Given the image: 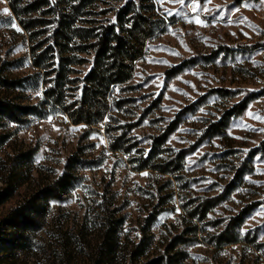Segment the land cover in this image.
<instances>
[{"label":"rangeland","instance_id":"374dc122","mask_svg":"<svg viewBox=\"0 0 264 264\" xmlns=\"http://www.w3.org/2000/svg\"><path fill=\"white\" fill-rule=\"evenodd\" d=\"M108 27L121 31L130 41L128 51L137 55L126 58L123 67H118V50L96 58ZM4 60L9 61L5 73L28 79L19 99L41 112L0 127L9 135L0 163L34 151L32 169L20 167L22 184L0 207V218L61 173L73 154L78 176L71 191L40 216L47 241L39 238L43 245L30 253L18 251L13 260L0 258V264H118V257L98 261L96 253L100 221L111 210L124 218L125 247L138 241L154 212L152 252L163 248L168 234L197 223V235L188 234L191 240L177 246L189 253L182 264L251 260L247 242L217 247L207 237L255 203L239 232L264 241L262 0H0V66ZM118 72L127 75L119 82ZM218 87L229 90L227 95L214 91ZM247 95L254 97L222 133L206 134L213 121ZM70 111L87 115L92 123H75ZM180 114L164 144L168 157L187 150L179 171L138 170L137 157ZM118 136L125 147L132 145L130 152L112 149ZM225 191L204 220L187 216L194 199Z\"/></svg>","mask_w":264,"mask_h":264},{"label":"trees","instance_id":"16d2710c","mask_svg":"<svg viewBox=\"0 0 264 264\" xmlns=\"http://www.w3.org/2000/svg\"><path fill=\"white\" fill-rule=\"evenodd\" d=\"M139 17L143 18L142 15ZM139 17L135 21L140 22ZM136 28L138 26H134L131 32H134ZM109 30L113 33L110 34ZM114 30L113 27H108L103 35L100 36L96 58L106 54L109 50H113V52L118 50V67H123L126 58L129 57L133 60L137 55L130 53L133 50L132 48L130 52L128 51V47L130 46H128V42L130 41L127 42L126 36L121 31L115 33ZM152 33L153 31L150 30L147 32L148 36ZM127 52H129V56L125 57L128 54ZM8 62L4 60L0 66V127L6 122L21 124L25 122L27 115L41 112L37 110L38 105L25 103L19 99L18 95L21 94L19 92L20 87L24 85V80L28 79L5 73V67H7ZM121 72L123 71L121 70ZM126 76L118 72V82L122 81ZM214 91L227 95V91L229 90L218 87ZM84 96L85 91L83 92L81 103L84 101ZM253 97L254 95H247L234 103L220 118L208 126L206 134L217 135L222 133L229 119L243 112ZM79 114L75 115L70 111V116L75 123L81 121L92 123L87 115L80 116ZM180 120L181 114L173 119L161 134L154 137L147 153H142L137 157L135 161L137 162L136 168L138 170L151 168L171 175L179 171L182 158L185 156L187 150H180L175 156L168 157L166 155L168 149L164 147V144L171 132L179 125ZM8 136L6 133H0V151L6 143ZM123 140L122 136H118V139L112 143V149L130 152L132 145L125 147L126 141ZM262 145L264 146V139ZM33 152L30 149L13 155L9 163L10 165L8 163H0L2 172L0 176V207L14 197L18 187L22 184L20 179L21 174L19 173L20 167L26 166L29 170L32 169L31 159ZM159 154L162 155L159 156ZM77 157L74 154L68 157L61 173H57L51 180L40 184L32 192L25 195L0 218V258L13 260L16 252L22 250L30 253L34 247L43 245V242L40 241L39 243V238L46 239L47 241L48 231L45 229L43 225L44 221H42L40 216L47 212V209L53 202L62 199L63 194L69 193L75 186L78 176L75 170L78 162ZM226 191L218 195L194 199L192 202L195 204L186 208L187 216L189 218L204 220L208 217L209 212L225 197ZM254 205L255 203L248 205L239 213L232 215L222 225L221 229L210 233L207 238L209 243L217 247L245 241L253 251V257L247 264H264V241H260L257 235H246L243 238L239 232L245 215L252 210ZM110 212L111 214L104 216L103 220L100 221L101 230L96 250L98 261H104L109 257H118V264H182L181 262L189 257V253L179 249L177 246L188 243L191 240L188 234L197 235L200 230L197 223L185 225L183 230L173 232L171 235L168 234L165 237L162 243L163 248L160 251L152 252L150 248L154 236L152 233H149V228L157 215L151 212L147 216V225L144 227L141 237L138 241L133 242L130 247H125L121 237L124 218L112 214L113 210ZM216 224L221 226L222 223L221 221H217ZM67 244H70V242ZM66 245L63 244V247Z\"/></svg>","mask_w":264,"mask_h":264},{"label":"snow or ice","instance_id":"6c2138e0","mask_svg":"<svg viewBox=\"0 0 264 264\" xmlns=\"http://www.w3.org/2000/svg\"><path fill=\"white\" fill-rule=\"evenodd\" d=\"M262 2H264V0H262ZM179 3L183 4V3H184V0H179ZM197 7H199V5H197ZM197 7H194V8H193V11H194V12L197 10ZM3 11H4V13H5V14H7V13H8V9H7V8H5ZM169 15H171V13H169ZM197 22H200L198 17H197ZM12 27H14V28H15V27H16V25H15V24H13V25H12ZM17 31H19V29H18V28H17ZM257 118H258V117H257ZM144 175H147V174H146V173H144Z\"/></svg>","mask_w":264,"mask_h":264}]
</instances>
